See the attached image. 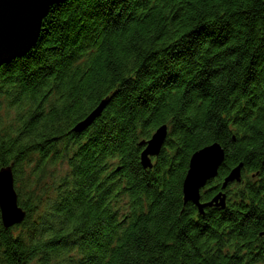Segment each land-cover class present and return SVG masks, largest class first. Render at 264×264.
Segmentation results:
<instances>
[{
  "label": "trees",
  "instance_id": "obj_1",
  "mask_svg": "<svg viewBox=\"0 0 264 264\" xmlns=\"http://www.w3.org/2000/svg\"><path fill=\"white\" fill-rule=\"evenodd\" d=\"M163 126L144 170L140 144ZM213 144L225 158L200 198L225 207L200 214L182 182ZM4 168L25 219L18 233L0 219V264H264V0L54 5L0 66Z\"/></svg>",
  "mask_w": 264,
  "mask_h": 264
},
{
  "label": "water",
  "instance_id": "obj_2",
  "mask_svg": "<svg viewBox=\"0 0 264 264\" xmlns=\"http://www.w3.org/2000/svg\"><path fill=\"white\" fill-rule=\"evenodd\" d=\"M66 0H0V66L21 57L32 49L39 37L43 19L51 7ZM101 103L94 112L74 129L79 132L88 127L104 108ZM167 136L165 126L160 127L148 142L141 143L140 166L146 170L152 168L151 157H158ZM224 152L218 144L205 147L194 153L182 182L185 202H191L199 212L210 207H225V196L217 194L210 202L200 203V190L208 181L215 178L218 168L223 162ZM241 167L230 171L224 179L222 189L229 184L239 182ZM0 219L5 228L22 223L25 212L18 206L14 189L11 168L0 170Z\"/></svg>",
  "mask_w": 264,
  "mask_h": 264
},
{
  "label": "rangeland",
  "instance_id": "obj_3",
  "mask_svg": "<svg viewBox=\"0 0 264 264\" xmlns=\"http://www.w3.org/2000/svg\"><path fill=\"white\" fill-rule=\"evenodd\" d=\"M3 107H4V108L1 110V115H2V117H3L2 119L4 120V124L6 125V124H9V123H10V121L12 120V118L14 117V115H13V112L8 111V110L6 109L5 105H3ZM35 163H36V157L31 158V162L28 163V165H27V167H28V171L25 172V176H26L27 173L32 169V167L35 166ZM57 171H59L60 173H63L64 169L60 167V168L57 169ZM18 183H20L21 188H22V184H21V183H24V181L20 180V181H18ZM21 188H20V189H21ZM221 190H223L222 187H221ZM221 190H220V191H221ZM220 194H221V193H220ZM34 217L36 218V215H35ZM33 219H34V218H33ZM21 224H22V223H20V224H18V225H15V227H16V233H18V232H23L24 227H23V228H18L19 226L21 227ZM33 264H36V262L33 263Z\"/></svg>",
  "mask_w": 264,
  "mask_h": 264
}]
</instances>
